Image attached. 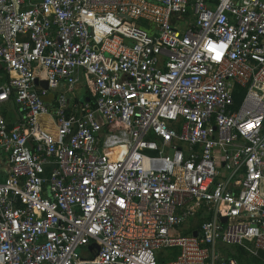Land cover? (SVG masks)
Wrapping results in <instances>:
<instances>
[{
  "label": "built area",
  "instance_id": "2783aa9c",
  "mask_svg": "<svg viewBox=\"0 0 264 264\" xmlns=\"http://www.w3.org/2000/svg\"><path fill=\"white\" fill-rule=\"evenodd\" d=\"M0 109V264L264 254V0H0Z\"/></svg>",
  "mask_w": 264,
  "mask_h": 264
},
{
  "label": "trees",
  "instance_id": "16d2710c",
  "mask_svg": "<svg viewBox=\"0 0 264 264\" xmlns=\"http://www.w3.org/2000/svg\"><path fill=\"white\" fill-rule=\"evenodd\" d=\"M237 254H233V258L239 264H264V254L260 253L258 256H253L248 250L241 246H237Z\"/></svg>",
  "mask_w": 264,
  "mask_h": 264
},
{
  "label": "rangeland",
  "instance_id": "374dc122",
  "mask_svg": "<svg viewBox=\"0 0 264 264\" xmlns=\"http://www.w3.org/2000/svg\"><path fill=\"white\" fill-rule=\"evenodd\" d=\"M85 80L87 81V84H89V77L85 76ZM86 88V86L82 89L84 91V89ZM80 90V92L82 93L83 91ZM6 110L8 109L9 114L12 115V111H14L13 106L10 104L7 107H5ZM1 112V109H0ZM115 152H118L119 154H123L124 153V147H122L121 149L116 148L114 149ZM217 250L219 251V253L221 254L222 257H231L233 254H237V246H233V245H224V246H216Z\"/></svg>",
  "mask_w": 264,
  "mask_h": 264
},
{
  "label": "water",
  "instance_id": "95a60500",
  "mask_svg": "<svg viewBox=\"0 0 264 264\" xmlns=\"http://www.w3.org/2000/svg\"><path fill=\"white\" fill-rule=\"evenodd\" d=\"M43 89H47V81H41L38 83ZM226 219L225 218H221V221L224 222ZM196 233L194 232L193 233V236H195Z\"/></svg>",
  "mask_w": 264,
  "mask_h": 264
}]
</instances>
